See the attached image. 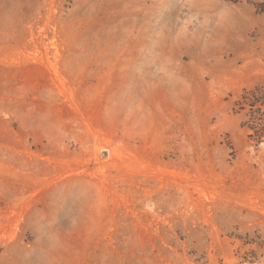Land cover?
<instances>
[{"label": "rangeland", "instance_id": "obj_1", "mask_svg": "<svg viewBox=\"0 0 264 264\" xmlns=\"http://www.w3.org/2000/svg\"><path fill=\"white\" fill-rule=\"evenodd\" d=\"M259 0H0V264H264Z\"/></svg>", "mask_w": 264, "mask_h": 264}, {"label": "trees", "instance_id": "obj_2", "mask_svg": "<svg viewBox=\"0 0 264 264\" xmlns=\"http://www.w3.org/2000/svg\"><path fill=\"white\" fill-rule=\"evenodd\" d=\"M252 5L256 13L264 14V0ZM236 105L240 111H246L248 128L252 131L249 137L260 142L264 139V85L245 91Z\"/></svg>", "mask_w": 264, "mask_h": 264}]
</instances>
